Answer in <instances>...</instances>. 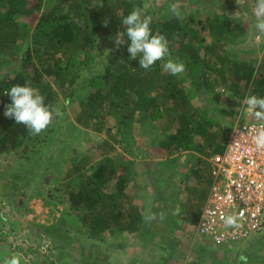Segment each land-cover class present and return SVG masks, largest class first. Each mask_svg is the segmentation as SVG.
I'll return each instance as SVG.
<instances>
[{
	"label": "trees",
	"instance_id": "1",
	"mask_svg": "<svg viewBox=\"0 0 264 264\" xmlns=\"http://www.w3.org/2000/svg\"><path fill=\"white\" fill-rule=\"evenodd\" d=\"M209 1L219 5L222 0ZM135 7V0H0V68H12L8 74L0 72V154L14 152L22 163L33 160L39 163L44 159L41 154L45 149L58 142L60 155L48 156L46 165L49 168L63 160V175L68 180L64 192L70 209L79 210L77 222L91 236L142 231L146 235L150 224L125 192L130 181L129 168L123 161L106 155L113 147L107 145V149H101L99 142L94 146L98 150L96 158L103 157L101 161H92V151L78 156L72 148L68 153L65 141L57 139L63 123L101 131L114 117L116 121L111 128L116 132L111 137L114 142H120L122 139L117 138L122 136L124 141L137 122L152 125L160 121L163 129L157 134L164 132L157 141L160 153L148 152L153 140L148 142L150 145L142 144L149 158L169 161L175 154H198L189 168L197 185L185 184L178 215L190 231L211 183L206 186L202 176V170L207 171L208 167L211 172L206 159L223 152L230 132L214 119L215 111L208 101L215 97L211 100L205 93L220 87L238 96L240 101L253 94L264 97V57L258 63L232 61V51L225 47L233 40L236 30L228 20L212 14L214 11H209L212 15L205 16L204 21L192 13L183 20L176 16L152 18L153 34H163L168 39L170 57L165 59L184 62L185 71L171 75L162 67L165 61H157L148 70L142 69L139 57L129 58L130 40L126 32L122 37L125 43L118 48L114 45L117 33L125 30L122 20ZM106 19L108 23L104 26ZM106 43L109 50L104 51ZM17 84L38 89L45 104L62 112L39 135L30 136L23 124H16L14 118L4 115L6 105L11 103L5 91ZM67 105L75 109L73 119L67 113ZM76 131L72 138L77 137ZM138 149L135 148V158L141 161L146 154ZM115 165L124 174H118ZM156 173L171 180L166 173ZM57 190H63L60 184ZM158 194L154 189L153 198L157 199ZM199 202L196 209L194 206ZM63 223L58 222L61 232ZM47 230L54 235L59 231L57 224ZM212 244L207 247L225 257L229 256L228 250H235L230 245L234 248L240 245L223 244L220 245L223 251L218 252ZM242 251L246 254L244 248ZM243 254L236 256L235 251L234 262L245 263ZM217 264L231 262L220 259ZM259 264H264V257Z\"/></svg>",
	"mask_w": 264,
	"mask_h": 264
},
{
	"label": "rangeland",
	"instance_id": "2",
	"mask_svg": "<svg viewBox=\"0 0 264 264\" xmlns=\"http://www.w3.org/2000/svg\"><path fill=\"white\" fill-rule=\"evenodd\" d=\"M135 3L136 7L144 9L146 15L150 11L148 16L154 20L175 16L170 11L169 6L172 4L179 6V12L183 17L192 13L204 21L205 16L218 14L228 20L231 27L236 30V33L232 34L233 40L225 47L232 51V61L258 63L264 57V43L255 42L258 33L254 27L255 18L251 15L255 0H246L243 8L237 5L236 0H222L219 5L215 2L212 4L209 0H135ZM209 11L214 13L210 14ZM245 13L248 20H244ZM104 47H106L104 51L109 50L107 43ZM11 71L12 68H0L2 74ZM205 95L211 100L215 97L213 101H208L209 107L215 111L214 119L223 129L231 130L237 122L255 121L246 111L244 100L247 96L240 101L238 96L220 87L217 91L206 92ZM72 106H66L70 119H73L75 114ZM115 121L112 117L111 122H108L101 131L83 128L73 123H71L73 126L63 123L61 130H58L57 139L65 141L69 148L68 153L72 148L77 150L75 155L78 156L92 151V161L97 159L101 161L103 158H96L98 150L94 146L98 142L101 149H107V145H111L113 149L106 155L123 161L129 168L130 181L125 192L130 196L132 203L140 207L144 219L150 212L157 214L164 212L165 218L160 220L157 217L151 221L146 219L150 224V232L146 235L142 231L138 234L102 233L91 236L89 230L81 227L77 222L79 210L70 209L69 199L64 192L65 182L68 183V180L63 175V160L56 161L49 168L46 165L48 156L58 158L60 155L57 154L60 148L58 142L45 149L41 154L44 159L39 163H34L35 160L22 163L14 152L0 154V264H4V261L13 254L20 256L21 264H198L200 262V264H217L220 259L227 260L231 264L261 262L264 257V226L263 230L255 237H251L248 243L236 244L235 248L234 245H230L235 250H228V257L221 256L214 250L211 251L207 246L212 243L198 240L191 235L186 225L183 226V221L178 217L180 214L175 210L177 208L182 210L180 202L185 194V184L197 185L196 178L189 171L190 166L196 161L194 157L198 155L197 153L175 154L168 158L169 161L161 158L151 159L148 157V152L160 153L157 141L164 134V132L157 134L162 128L160 121L152 122V125H148L149 122L141 124L137 122L133 125V130L127 133L129 136H126L124 141L122 136H118L117 140L120 138L122 140L114 142L111 136L116 130L114 127L111 128V125ZM73 127H78L76 129H80L78 130L80 132ZM75 131L77 137L72 138ZM152 140L154 143L151 144V148L148 152L144 151L142 144L150 145L148 142ZM135 148L146 154L141 161L135 158ZM211 158L206 159L209 165ZM115 167L118 174L123 173L118 165ZM161 168L165 170H158ZM205 170H202V176L207 186L211 182V174L209 167L207 171ZM156 172L166 173L171 180L163 179L162 174L158 177ZM59 184L63 188L62 191L57 190ZM154 189L159 192L157 199L153 198ZM201 199L202 197L199 196L198 200ZM199 205L200 202L194 207L197 209ZM61 221L64 222L62 227L64 233L61 232V225L58 224ZM56 224L59 231L54 235L47 229ZM212 245L218 248V252L223 251L220 245ZM243 248L246 254H243ZM235 251L236 256L239 253L245 255L247 261L234 262V257L237 260Z\"/></svg>",
	"mask_w": 264,
	"mask_h": 264
},
{
	"label": "built area",
	"instance_id": "3",
	"mask_svg": "<svg viewBox=\"0 0 264 264\" xmlns=\"http://www.w3.org/2000/svg\"><path fill=\"white\" fill-rule=\"evenodd\" d=\"M257 121L237 122L222 153L211 160V184L193 228V237L216 245L243 243L264 226V151L255 149ZM237 217L235 225L225 219Z\"/></svg>",
	"mask_w": 264,
	"mask_h": 264
},
{
	"label": "clouds",
	"instance_id": "4",
	"mask_svg": "<svg viewBox=\"0 0 264 264\" xmlns=\"http://www.w3.org/2000/svg\"><path fill=\"white\" fill-rule=\"evenodd\" d=\"M236 3L243 8L246 0H236ZM169 7L177 19L183 20L177 4H172ZM251 15L255 18L254 27L258 33L255 36V42L264 43V0H255ZM151 19L150 16L145 14L143 8H133L122 20L125 30L117 33L114 45L118 48L125 43L122 37L126 32L127 38L130 40L127 47L130 54L129 58L136 59L139 57V65L142 69L148 70L157 61H165L162 65L165 71L174 76L183 73L185 71L184 62L171 58L165 59L170 57L168 39L163 34H153L150 27ZM244 20H248L247 13H245ZM107 23L106 19L104 26H107ZM5 94L10 96L11 103L6 105L4 115L14 118L16 124H23L30 136L39 135L48 128L55 117L62 116L59 108L45 104V98L39 90L28 84L14 85L5 91ZM244 104L247 106L246 111L249 117L258 122V125L253 129L254 134L252 137L255 149L264 151V97H258L254 94L249 95L245 98ZM179 211V208L175 210L176 213H179ZM165 215L164 212L158 214L150 212L146 219L151 221L158 217L163 220ZM236 221L237 217L234 215H229L225 219L228 226L235 225ZM4 264H21L20 256L13 254L4 261Z\"/></svg>",
	"mask_w": 264,
	"mask_h": 264
},
{
	"label": "crops",
	"instance_id": "5",
	"mask_svg": "<svg viewBox=\"0 0 264 264\" xmlns=\"http://www.w3.org/2000/svg\"><path fill=\"white\" fill-rule=\"evenodd\" d=\"M207 190H209V188L207 189ZM208 193V192H207ZM206 199V198H205ZM204 202H205V200H204ZM204 202L202 203V206H203V204H204ZM201 206V207H202ZM198 238V240H201V241H205L206 239H203V238H199V237H197ZM208 242H210L211 243V241H209V240H207ZM248 241V240H247Z\"/></svg>",
	"mask_w": 264,
	"mask_h": 264
}]
</instances>
